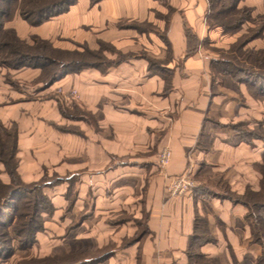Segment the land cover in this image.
Masks as SVG:
<instances>
[{"label":"crops","instance_id":"1","mask_svg":"<svg viewBox=\"0 0 264 264\" xmlns=\"http://www.w3.org/2000/svg\"><path fill=\"white\" fill-rule=\"evenodd\" d=\"M207 7V0H77L68 14L33 28L20 20L12 23L22 37L33 32L54 41L64 33L81 34L75 30L86 22L93 39L144 50L108 67L65 73L45 86L21 84L33 80L37 68L0 67V125H16L22 178L29 181L45 167L70 174L79 227H85L93 245L111 236L144 234L88 263H182L202 212L195 190L169 195L166 176L192 170L226 179L233 190L243 181L250 183L246 177L261 149L256 153L229 123L238 120L245 105L253 110L255 100L229 74H214L216 58L201 43L188 52V32L199 41L219 33L206 23ZM132 21L135 26H128ZM158 28L164 29L163 38L152 31ZM164 44L168 54L161 53ZM55 88L77 91L76 116H64L62 99L46 96ZM243 92L247 103L241 102ZM164 146L171 149V158L161 172L156 155ZM206 201L214 242L201 248L228 264L224 248H239L252 234L247 209L218 194Z\"/></svg>","mask_w":264,"mask_h":264},{"label":"rangeland","instance_id":"2","mask_svg":"<svg viewBox=\"0 0 264 264\" xmlns=\"http://www.w3.org/2000/svg\"><path fill=\"white\" fill-rule=\"evenodd\" d=\"M6 1L3 0V7H0L2 8L0 22L4 29H14L18 37L28 45L23 49L27 54V57H23L24 65L16 68H37L39 73L30 82L21 83L22 86L51 85L65 73L79 72L94 66L108 67L120 59L130 57L134 52H144L142 46H138L136 49L132 45L129 50H125L120 49L118 45L105 42L101 38L93 39L91 37L92 30L86 22L80 25V29L75 30L76 32L81 31V34L68 35L64 33L54 41L42 38L33 32L22 37L17 33L12 23L20 20L26 22L30 28L37 25L28 22L19 9H11L9 5L6 6ZM72 5L57 15L68 14ZM239 6L247 8L240 16V20L238 14L235 16L228 13L225 21L227 25L225 24L224 28L217 27L219 33L211 36L213 39L206 37L199 41L188 32V45L192 49L201 43L202 49L216 58L215 60L228 59L239 68L234 71V77L229 75L234 81L241 84L246 95L248 94L255 100V106L252 110L249 105H245V110L242 111L238 120L229 123V126L242 141L253 146L256 153L259 154L260 149L261 151L260 155H257V161L251 164V171H248L246 180H249L250 183L241 182L238 190H233L226 179H210L205 175H197L192 170L184 172L192 181L191 189L195 190L194 197L198 199L202 213L196 215L193 238L188 240L184 251V260L182 263L176 262V264H187L188 252L191 254L190 260L194 264H215L198 259L197 254L200 253L213 256L218 262L225 264L219 256L209 255L201 248L205 242H214L207 221V217L212 216V211L206 200L214 194H218L236 201L242 197L245 191L259 188L261 173L258 167L264 153V79L253 74L254 72L258 73L253 70L254 67L238 66L237 61L243 59L245 53L251 49L256 50L264 47V0H241ZM234 16L235 19L237 18L236 20ZM135 24V21L128 22V26H135ZM137 27L138 30H141L138 25ZM152 31L156 32L159 37H164V29L158 28ZM0 36L2 41L4 37L5 39L10 37L9 32L6 35L4 31ZM41 39L44 40L41 41ZM49 44L52 46V50ZM164 46L161 53L168 54L169 49L165 44ZM53 48L57 49L56 52ZM10 50L8 46H0V59L12 60L15 58V53ZM254 56L252 54V57ZM150 60H153L156 65L163 63L156 59ZM214 66L212 71L215 75L217 73L226 74L222 68H231L224 64H214ZM0 67L16 69L5 64H0ZM54 74H57L58 77L52 80ZM3 77L4 80H11L6 74ZM12 84L18 86V82L12 81ZM59 89L55 88L54 92L51 91L46 96L51 95L58 100L62 99L60 103L64 109V116H76L79 112L72 104L78 95L62 98ZM244 92L241 95V102L247 103ZM14 132L16 133L15 123H9L6 126L0 125V264H92L87 260L96 256L102 257L111 250H121L132 244L134 240L142 239L144 234L111 236L101 239L100 246L91 244L86 236L85 227L83 229L79 227L80 222L77 218L80 211L78 212L76 206V194L71 185L70 174H59L54 171V168L45 167L35 178L29 181L24 180L17 170L16 136L12 135L11 137ZM3 184H9V188H3L1 186ZM236 202L241 203L240 201ZM243 206L245 208V205ZM261 213L264 214V210ZM248 220L254 229L252 219L248 217ZM249 237V240L244 242L245 244H239V248H224L230 257L228 264H254L261 248L252 239L253 231ZM92 240L93 238H91ZM88 246L100 249L88 250Z\"/></svg>","mask_w":264,"mask_h":264},{"label":"trees","instance_id":"3","mask_svg":"<svg viewBox=\"0 0 264 264\" xmlns=\"http://www.w3.org/2000/svg\"><path fill=\"white\" fill-rule=\"evenodd\" d=\"M7 1L5 3L6 6L9 5L11 9L12 8L19 9V11L22 13L24 18L28 22H30L33 25H38L43 21L49 19L51 16L63 12L69 5H72L76 0H7ZM90 1L91 3H95L98 0H90ZM240 1L241 0H207V4H208L207 13H206L207 25L209 27L224 28L227 25L225 21L227 15H229L228 13H232L235 16H237L238 14L240 20V16L242 15V13L247 10L246 7L239 6ZM2 4H3V0H0V7H3ZM1 9L2 8H0V10ZM241 19H243V17H241ZM3 31L4 33L6 32V35L7 32H9L10 37L8 38L9 40L7 38L5 39V37L3 41L0 39V46L10 47L11 49L10 51H13L15 53V58H13L12 60L8 58L0 59V64H5L13 68L24 65L23 57L24 56L27 57V54L23 49L27 48L28 45L25 43L24 40L18 37L14 29L12 28L4 29L2 22H0V35ZM42 40L44 39H41V41ZM49 46L51 47L52 50V46L50 44ZM56 50L57 49H55V52ZM190 51L191 49L188 48V52ZM252 54H254L255 56L252 57ZM244 56L245 59L243 58L237 61V65L238 66L248 65L249 67H254L253 70L258 71V73L254 72L253 74H256V77L264 79V65H263L264 47L258 48L256 50L251 49L250 51H248V53H245ZM212 63L222 64V65L224 64L226 66L231 67L230 69L222 68V71L225 72L226 74H230L233 77L235 76L234 71L236 69H239L235 64H233L228 59L213 60ZM214 64H212V67H215ZM57 77H58L57 74H54L52 80H55ZM12 135L16 136V133L14 132L13 134H11V137ZM262 155L263 158L258 167L261 173L259 188L257 190L245 191L242 197L236 200V201H240L247 208L246 216L252 219L254 226L252 239L254 242L258 243V245L261 248V251L257 256L254 264H264V214L261 213L264 210V153ZM1 186L5 189L9 188V184H5V185L3 184ZM190 238L192 239L193 235ZM188 257L189 260L187 264H194L190 260V257L192 256L191 254H189V252H188ZM197 257H199L198 259H201L204 262H214L215 264H221L220 262H218V260L215 257L208 256L204 253L197 254Z\"/></svg>","mask_w":264,"mask_h":264},{"label":"built area","instance_id":"4","mask_svg":"<svg viewBox=\"0 0 264 264\" xmlns=\"http://www.w3.org/2000/svg\"><path fill=\"white\" fill-rule=\"evenodd\" d=\"M60 90V89H59ZM61 92V90H60ZM62 93V92H61ZM76 90L72 89L64 93L65 98H70L71 96H76ZM171 149L168 146L160 148L157 152L156 165L159 171L165 172L167 165L170 162ZM167 177V192L171 196L180 195L188 191L192 187V181L185 173L175 176Z\"/></svg>","mask_w":264,"mask_h":264}]
</instances>
